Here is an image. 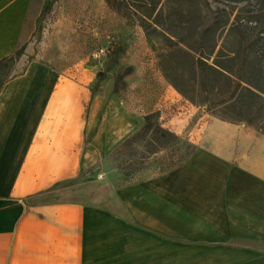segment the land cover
Returning <instances> with one entry per match:
<instances>
[{"label":"crops","instance_id":"1","mask_svg":"<svg viewBox=\"0 0 264 264\" xmlns=\"http://www.w3.org/2000/svg\"><path fill=\"white\" fill-rule=\"evenodd\" d=\"M32 5L0 0V60L32 33ZM27 75L0 93V264H264V141L189 160L180 182L77 183L131 127L96 130L91 95Z\"/></svg>","mask_w":264,"mask_h":264},{"label":"rangeland","instance_id":"2","mask_svg":"<svg viewBox=\"0 0 264 264\" xmlns=\"http://www.w3.org/2000/svg\"><path fill=\"white\" fill-rule=\"evenodd\" d=\"M44 1L33 0L37 17ZM111 1L113 7L106 0H55L52 11L42 22L41 32L33 37L34 26L20 45L25 49L14 69V79L33 73L41 76L42 82L43 77H51L52 87L78 86L97 105L92 117L96 130L106 122H114L117 128L129 124L127 138L142 128L146 115L158 112L157 123L196 148L186 169L207 153L251 151L259 141H264V135L246 122L221 120L205 107L186 100L174 87L176 84L188 92V84L195 77L193 57L206 58L214 45L211 60L220 48L242 62L249 56L264 60L261 35L264 34V0ZM237 14H242L243 22H249L247 39L227 32ZM226 20L229 21L224 33L198 37L211 23L220 26ZM247 40L254 46L255 52L250 55ZM218 124L225 127L228 144L208 141L209 131ZM124 141L117 142L110 154L75 182L93 179L115 188L180 182L179 176L185 169L161 174L155 165L126 179L118 169V164L126 158L116 154ZM238 160L239 157H234L228 170ZM180 220L185 219L181 216ZM213 226L218 227L219 223Z\"/></svg>","mask_w":264,"mask_h":264},{"label":"trees","instance_id":"3","mask_svg":"<svg viewBox=\"0 0 264 264\" xmlns=\"http://www.w3.org/2000/svg\"><path fill=\"white\" fill-rule=\"evenodd\" d=\"M112 6L111 0H106ZM55 0H45L37 17L34 37L42 30V22L52 11ZM125 3V0H122ZM242 14L234 17L228 33H235L246 38L248 23L242 21ZM228 21L220 26L211 23L198 34L214 36L224 33ZM245 23V24H244ZM264 36L263 33H261ZM247 39V38H246ZM249 55L253 52L251 40H247ZM211 47L206 58L193 57L192 65L195 77L184 92L176 84V90L188 101L215 115L221 120L240 123L246 122L257 133L264 135V60L249 56L246 61L226 54L223 48L216 51ZM25 46L17 48L13 54L0 60V93L14 77V69L23 56ZM192 51L194 48H190ZM195 51V50H194ZM182 79H184L182 77ZM158 112L144 117V125L133 136L127 138L116 150L126 160L118 164V169L126 179H132L148 166L155 165L159 172L165 173L183 167L196 153V148L167 128L155 121Z\"/></svg>","mask_w":264,"mask_h":264},{"label":"bare ground","instance_id":"4","mask_svg":"<svg viewBox=\"0 0 264 264\" xmlns=\"http://www.w3.org/2000/svg\"><path fill=\"white\" fill-rule=\"evenodd\" d=\"M224 128V126L218 124L215 128L210 130L207 135L208 141L219 145L228 144L229 142H226L227 136L225 135Z\"/></svg>","mask_w":264,"mask_h":264},{"label":"water","instance_id":"5","mask_svg":"<svg viewBox=\"0 0 264 264\" xmlns=\"http://www.w3.org/2000/svg\"><path fill=\"white\" fill-rule=\"evenodd\" d=\"M89 69H92V70H97V67L95 66H88ZM101 74V73H100Z\"/></svg>","mask_w":264,"mask_h":264}]
</instances>
